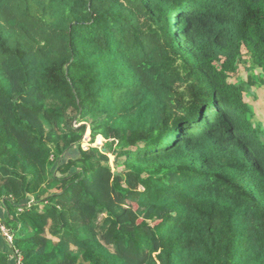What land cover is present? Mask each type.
Segmentation results:
<instances>
[{
	"label": "trees",
	"instance_id": "16d2710c",
	"mask_svg": "<svg viewBox=\"0 0 264 264\" xmlns=\"http://www.w3.org/2000/svg\"><path fill=\"white\" fill-rule=\"evenodd\" d=\"M261 84L264 0H0V264H264Z\"/></svg>",
	"mask_w": 264,
	"mask_h": 264
},
{
	"label": "rangeland",
	"instance_id": "374dc122",
	"mask_svg": "<svg viewBox=\"0 0 264 264\" xmlns=\"http://www.w3.org/2000/svg\"><path fill=\"white\" fill-rule=\"evenodd\" d=\"M245 60L249 61V58H247ZM250 65H251L250 62L244 63L240 67L239 72L236 75H233L231 80L232 81L233 80L236 81L238 78H240L243 81H247L248 80V76H251L252 74H254L256 76L260 75L262 70L259 67H255L254 64H252V69L248 70V67ZM260 77L262 79V76H260ZM257 89H259V90H257ZM252 90H253L254 95L253 96H249L248 99L251 100V103H253L254 108L257 107V110L259 109L260 113H264V111L261 108L262 106H264V85L261 84V86L254 87ZM255 94H256V97H255ZM263 117H264L263 115H260V119H263ZM89 125L90 124H88V126ZM90 134H91V131H90V128L88 127V131H87L86 136H85V138H84V140L82 142L83 149L87 150L90 147H94V148L100 149L102 152H105L106 150H105L104 147H105V145H107V141L104 138H102V137H98L95 141L92 142V140L90 139ZM109 156H110V159H111L110 166L113 169H115V166H114L115 158L111 154ZM1 217L2 216H0V219H1ZM102 218L103 217H101L99 221H101ZM102 223H103V220L101 221V224ZM102 231L103 230H101V227H100V229L98 230V233H99L100 237L102 236ZM9 235H10V233H9ZM48 237H49V235H48ZM9 241H13V236H12V238ZM55 241H56V239H54V243H55ZM73 250L76 251V248L74 247ZM22 261H23V258H22Z\"/></svg>",
	"mask_w": 264,
	"mask_h": 264
},
{
	"label": "built area",
	"instance_id": "2783aa9c",
	"mask_svg": "<svg viewBox=\"0 0 264 264\" xmlns=\"http://www.w3.org/2000/svg\"><path fill=\"white\" fill-rule=\"evenodd\" d=\"M0 228H1L2 232H4L6 238L8 240H10L12 238V236L9 235V231L6 229V227L0 225ZM10 242H12V241H10ZM17 264H22V258L21 257L18 259V263Z\"/></svg>",
	"mask_w": 264,
	"mask_h": 264
},
{
	"label": "water",
	"instance_id": "95a60500",
	"mask_svg": "<svg viewBox=\"0 0 264 264\" xmlns=\"http://www.w3.org/2000/svg\"><path fill=\"white\" fill-rule=\"evenodd\" d=\"M117 174V173H116Z\"/></svg>",
	"mask_w": 264,
	"mask_h": 264
}]
</instances>
